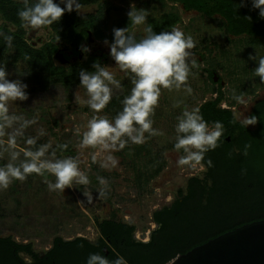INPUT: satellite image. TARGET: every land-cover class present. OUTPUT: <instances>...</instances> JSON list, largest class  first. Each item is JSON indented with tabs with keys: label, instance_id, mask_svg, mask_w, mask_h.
Instances as JSON below:
<instances>
[{
	"label": "rangeland",
	"instance_id": "obj_1",
	"mask_svg": "<svg viewBox=\"0 0 264 264\" xmlns=\"http://www.w3.org/2000/svg\"><path fill=\"white\" fill-rule=\"evenodd\" d=\"M131 8L135 11H147L148 24L151 18H160L163 15L174 17L175 24L167 30L178 27L186 35L192 36L195 47L189 50V61H195L197 65H190L191 71L187 81L192 93L188 94L183 89L170 91L162 88L158 105L151 118L154 121L153 128L163 135L148 136V133H145L148 138L140 145L129 141L125 148L111 152L117 160L116 166L102 168L100 163L109 153H100L98 148L78 147L80 137L77 136L76 129H80L82 133L87 120L94 115L86 104L82 103L87 97L79 83L71 86L57 83L50 85L46 90H33L31 83L26 79L27 66L24 63L6 67L10 80L21 79L28 85V99L10 103L9 112L22 116L24 120L34 121L21 129V135L16 137V150L21 152V158L23 151L31 147L25 141L29 137L34 138L42 145L50 144V148L58 151V158L77 157L80 168L87 173L90 183L87 186L74 185L73 188L60 192L48 189L46 181H55V177L49 173H46L45 177L35 174L24 181L13 180L7 189L0 190V236L11 235L15 241L30 242L33 249L40 254L50 247L56 237L64 240L83 237L89 242H95L99 235L97 221L113 215L135 225L133 236L138 240L147 241L150 232L157 226L152 221V213L163 206H169L177 197L178 190H185L189 177H203L205 171L201 164L195 167L177 165V160L184 153L173 148L176 118L185 108L192 110L202 102L216 97L217 88H220L224 97L221 106L230 108L239 121L248 118L256 100L264 98V83L254 75L256 61L260 56H264V45L248 42L247 38L237 41L238 38L225 32L220 16L206 17L195 10L185 9L177 0H101L80 10V13H93L103 33V36H99L90 31L87 44L93 52H104L101 65L120 81L119 88L113 87L112 96L121 91L122 82H128L130 79L110 58L104 40L111 41L106 35L116 25L126 26V23L129 24L130 31H135L137 36L142 35L143 25L133 26L126 15ZM7 27L9 30L15 29L11 24ZM28 32H34L29 40L33 41L36 47L55 42L59 48H72L70 39L54 40L56 34L51 27L38 31L26 30L27 35ZM88 57L89 55L87 58L83 56L82 60ZM55 62L61 63L57 58ZM210 69L214 70L218 77L216 81L209 78ZM241 84L242 90L235 88ZM234 91L236 95L243 94L246 102L238 104L233 99ZM98 115L112 119L104 110ZM14 127L20 128L18 124ZM248 127L253 128L255 125ZM12 131L11 128L3 130L0 144L7 145L8 133ZM61 144L70 145L71 152L68 155L60 153L58 146ZM143 145L148 146L149 152L146 156L138 158L135 151ZM50 148L46 157L50 154ZM94 153H99L96 163L92 162ZM152 158H156V161H153V165L147 164L148 172L152 171L159 161L162 162L160 172L147 179V182H144L143 178L138 180V174L145 170L146 161ZM8 159V154L3 153L0 156V166L8 163ZM98 176L104 177L108 182L106 197L98 195V189L103 187L97 180ZM26 260L24 262H29Z\"/></svg>",
	"mask_w": 264,
	"mask_h": 264
},
{
	"label": "trees",
	"instance_id": "obj_2",
	"mask_svg": "<svg viewBox=\"0 0 264 264\" xmlns=\"http://www.w3.org/2000/svg\"><path fill=\"white\" fill-rule=\"evenodd\" d=\"M100 1L79 0L78 11L66 12L59 23L49 26L56 34L54 40L70 39L73 48L87 40L90 31L103 36L96 16L93 13H80L82 8ZM177 1L185 9L195 10L206 17L220 16L225 32L238 38L237 41L247 38L248 42L264 45V20L258 17V9H251V0H246L245 7H239L241 0ZM28 2L31 4L35 0ZM24 6V0H0V32L14 37L12 46L8 47L0 36V66L24 63L27 66L26 79L31 83V89L46 90L57 83L75 85L79 83L80 70L95 71L91 68L92 64L103 63L100 57L89 55L88 59H77L67 66L63 63L56 64L55 42L36 47L27 37L25 28L21 27L17 11ZM175 20L174 17L163 15L160 18H151L150 25L154 31L159 32L170 28ZM8 24L15 29L9 30ZM115 27H129V24ZM106 37L112 40V31ZM74 53L78 55L79 50L74 49ZM214 74V70H208L212 81ZM132 86L131 80L124 81L121 83V91L112 96L111 102L104 109L112 118L122 110L121 101L130 93ZM242 86L243 84L235 88L242 90ZM217 93L216 97L202 102L197 108L210 125L214 121L223 123L224 133L218 141L219 146L214 151L207 152L204 160L200 162L205 168L203 177H189L185 190L179 189L177 197L169 206H163L152 213V221L157 226L150 232L147 241L133 236L135 225L111 215L97 221L96 227L100 235L98 246L88 243L83 237H76L73 241H63L61 237H56L54 247L40 256L33 249L32 243L17 242L11 235L0 236V264H86L90 253L103 255L102 247L125 257L128 264H167L177 255L186 253L220 234L253 221L263 220L264 98L256 100L251 107L248 117L257 118L255 127L251 128L242 126L230 108L221 106L224 97L220 88H217ZM227 137L230 138L229 141ZM40 145L42 146L41 142L36 141L29 149L36 151ZM246 145H249L247 155L244 154ZM50 149L49 153L55 151L57 154L58 151ZM59 149L64 155L71 152L69 144H61ZM148 152V146L143 145L136 149L135 154L142 158ZM209 158L212 167H208ZM152 159L146 161L145 170L138 174V180L143 178L147 182V179L160 172V161L148 172L147 164L153 165V161H156V158ZM34 176L35 173L27 179ZM18 252L28 255L32 261L24 262L18 257Z\"/></svg>",
	"mask_w": 264,
	"mask_h": 264
},
{
	"label": "clouds",
	"instance_id": "obj_3",
	"mask_svg": "<svg viewBox=\"0 0 264 264\" xmlns=\"http://www.w3.org/2000/svg\"><path fill=\"white\" fill-rule=\"evenodd\" d=\"M24 4L22 9H18L17 16L21 27L30 31L42 30L59 23L66 12L71 13L80 8L79 0H35L31 4L24 0ZM245 6L246 0H241L239 7ZM251 9H258V17L264 20V0H251ZM126 15L133 26L143 25L142 35L138 37L128 27H114L112 40H104L109 49L108 55L133 85L130 93L121 101L122 110L112 119L98 115L111 102L113 87H120V81L106 67L94 62L91 68L95 71L82 69L78 74L79 86L85 90L87 97L82 103L94 113L87 120L82 133L80 129H76V134L80 137L78 147L98 148L100 153H109L100 163L102 168L115 167L117 160L111 152L125 148L129 141L140 145L148 138L145 133L148 136L163 135L153 128L154 121L151 118L158 105L161 89H183L191 94L192 89L187 81L191 67L197 66L195 61H189V50L195 47L191 35H186L178 27L154 31L147 23L149 13L145 10L135 11L131 8ZM248 17L251 19V16ZM0 36L4 38L6 46H12V35L0 32ZM79 47L87 58L90 48L85 44ZM254 75L264 83V56L256 61ZM8 76L6 66H0V135L4 129H13L8 133L7 145L0 144V156L6 152L9 158L8 163L0 166V190L7 189L13 180H26L33 173H49L55 177L54 182L46 181L50 191L64 192L66 188H73L74 185L87 186L90 180L87 173L81 170L79 159L73 156L58 158L55 151L46 157L50 144L42 145L36 151L25 150L21 158V152L16 150V137L21 135V129L34 121L24 120L22 116L9 112L10 103L28 99V85L21 79L10 80ZM233 99L238 104L246 102L243 94L236 95L235 91ZM77 100L79 102V98ZM176 106L178 105H174ZM176 119L173 148L184 153L177 160V165L195 167L204 160L207 152L214 151L219 146L218 141L224 133V125L221 121H214L210 125L199 108H185ZM256 123L255 116L241 121L245 127ZM16 124L20 125L19 129L14 127ZM35 142L31 137L25 141L27 145H34ZM248 147L249 145L245 146V155ZM98 154L92 155L93 163L97 162ZM207 164L208 167L213 166L210 158ZM97 180L103 186L97 191L99 197H106L107 180L99 176ZM86 264H128V261L120 255L110 261L100 253H90Z\"/></svg>",
	"mask_w": 264,
	"mask_h": 264
},
{
	"label": "water",
	"instance_id": "obj_4",
	"mask_svg": "<svg viewBox=\"0 0 264 264\" xmlns=\"http://www.w3.org/2000/svg\"><path fill=\"white\" fill-rule=\"evenodd\" d=\"M167 264H264V219L220 234Z\"/></svg>",
	"mask_w": 264,
	"mask_h": 264
},
{
	"label": "flooded vegetation",
	"instance_id": "obj_5",
	"mask_svg": "<svg viewBox=\"0 0 264 264\" xmlns=\"http://www.w3.org/2000/svg\"><path fill=\"white\" fill-rule=\"evenodd\" d=\"M34 35V32H28V35L27 37L28 38H32V36ZM89 39V38H88ZM88 39L85 40V41H81L80 44L78 46H74L73 48H69L68 50V47H63V48H59L57 47V50L55 52V55L54 57L57 58L58 60L61 61V63L65 64V65H69L73 62H75L77 59L78 60H82L83 56H85V53H83L81 50H80V45L81 44H85L89 47V45L87 44L88 42ZM33 44L34 42L31 41ZM57 43V42H56ZM35 45V44H34ZM58 45V44H57ZM90 48V47H89ZM74 49H77L79 50V53L78 55H75L74 53ZM87 55H95L97 57H100L101 59H103L104 57V52L101 50H96L95 52H93L91 49H90V52L87 54ZM54 239L52 240V243L50 244V247L48 249H46L44 252H41L40 253V256H43L45 252H47L48 250L52 249L54 247ZM75 238H72V239H62L63 241H73ZM100 240V235H98V238L95 240V242H89L87 241L88 243L94 245V246H98L99 245V241ZM18 242V241H17ZM33 247V246H32ZM101 252L103 253L104 256H106L110 261H113L117 258V254L115 252H111L110 250H108L106 247H102L101 248ZM18 257L21 258L23 261H27L26 259L29 260V262L32 261L31 257H29L28 255H25L21 252H18Z\"/></svg>",
	"mask_w": 264,
	"mask_h": 264
}]
</instances>
